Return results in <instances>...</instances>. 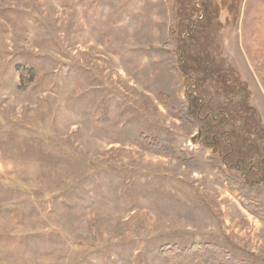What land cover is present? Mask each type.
Masks as SVG:
<instances>
[{
    "label": "rangeland",
    "instance_id": "rangeland-1",
    "mask_svg": "<svg viewBox=\"0 0 264 264\" xmlns=\"http://www.w3.org/2000/svg\"><path fill=\"white\" fill-rule=\"evenodd\" d=\"M191 29L190 63L235 70L264 130V0H0V264H174L160 248L192 244L264 264V222L224 177L264 193L262 157L223 161L179 120L194 85L201 114L235 91L177 69ZM243 117L221 129L264 152Z\"/></svg>",
    "mask_w": 264,
    "mask_h": 264
},
{
    "label": "trees",
    "instance_id": "trees-1",
    "mask_svg": "<svg viewBox=\"0 0 264 264\" xmlns=\"http://www.w3.org/2000/svg\"><path fill=\"white\" fill-rule=\"evenodd\" d=\"M195 26V25H194ZM189 38L187 43H182L180 46V49L182 52V61L177 65V69L183 71L184 76L191 79V74L195 70V65L200 64L204 68V72L207 76H210L212 78L213 74H216L215 81L219 84H224V86L228 85V83H231L233 86H231L233 89L235 84L237 82H233L235 80V77H238L237 72L230 68H228L225 71L219 70L216 71L211 69V62L212 57H210L209 53L207 54V58L200 56V62L199 60H195L194 66L192 62L190 63V59L188 58L189 51H191L193 45V38H194V31L191 29L188 33ZM192 39V40H191ZM169 46L173 44V42L170 40ZM168 45V44H167ZM166 43L164 46H167ZM205 58V59H204ZM191 64V65H190ZM170 69H175L174 63L172 61H169ZM204 74V75H205ZM226 74V76H225ZM234 75V77H233ZM204 80V79H203ZM195 86V91H187L186 96V104L183 106L182 109L179 111V120L181 121V125L187 126L192 123L197 124L198 132L195 133L191 138L193 143L197 144H203L205 146H208L213 154H217L218 151H216L217 147H222V154L221 159L224 161L225 156H229L233 153L234 149L238 152H248L252 156L260 155L263 159V162L259 163L257 165L256 170L262 171L264 174V152L261 151V147L256 145L255 143H249L248 147H244L241 141L239 144L235 145L236 142V136H239L238 133L235 131H223L221 129L222 125L226 123L228 119H243L247 122L248 120H252L251 126H260V123L255 119V111L248 106V92L246 89H240L237 91L235 89V97L238 98L239 107L237 108V101L233 105L234 95L233 92L226 89L224 92H222V95L224 96L226 103L224 104V108L213 113H205L201 114L202 108H203V96L199 94L198 86ZM198 94H195V93ZM227 94L230 96L227 97ZM233 99V100H232ZM238 113L243 114L241 117L238 115ZM249 127V126H248ZM261 133H264V130L262 126H260ZM255 131L251 129L246 128L247 134H253ZM144 142H146V139H144ZM166 142V141H165ZM159 142H156L155 144H158ZM167 143V142H166ZM237 143V142H236ZM241 143V144H240ZM225 149V150H224ZM225 153V154H223ZM240 156L245 153H239ZM223 155V156H222ZM240 158H238L239 160ZM209 160H212L214 162H217V157H212ZM243 159H240L239 161H242ZM231 167V166H230ZM220 168V167H218ZM229 168V167H228ZM235 169L234 167H231V169ZM229 168V171L231 170ZM228 170V169H227ZM225 182L226 187L229 191L235 192L241 197L243 208L249 212L251 215L256 217L260 222H264V193L262 189L258 186L259 182L257 180L249 181L248 179L241 178L237 175H234L232 173H225ZM205 248V249H204ZM159 254L165 256L167 259L172 260L174 264H196V263H203L208 264L210 262H217V264H249L248 262H238V260L234 257H232L230 254L225 252H220L218 250V247L216 245H197L192 244L189 248L185 249H179L176 247H170V246H163L159 250Z\"/></svg>",
    "mask_w": 264,
    "mask_h": 264
},
{
    "label": "flooded vegetation",
    "instance_id": "flooded-vegetation-1",
    "mask_svg": "<svg viewBox=\"0 0 264 264\" xmlns=\"http://www.w3.org/2000/svg\"><path fill=\"white\" fill-rule=\"evenodd\" d=\"M198 128H199V126H198ZM198 128H197V132H198ZM261 162H263V159H261Z\"/></svg>",
    "mask_w": 264,
    "mask_h": 264
}]
</instances>
